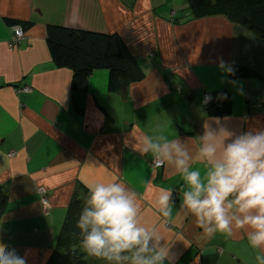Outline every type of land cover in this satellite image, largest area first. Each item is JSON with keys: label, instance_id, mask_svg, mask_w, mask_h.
I'll use <instances>...</instances> for the list:
<instances>
[{"label": "crops", "instance_id": "obj_1", "mask_svg": "<svg viewBox=\"0 0 264 264\" xmlns=\"http://www.w3.org/2000/svg\"><path fill=\"white\" fill-rule=\"evenodd\" d=\"M6 20L29 23L18 24L25 36L18 43ZM48 25L118 34L143 78L110 89L108 71L99 69L85 89H73L71 70L51 58ZM219 58L257 77L222 80ZM209 92L226 93L229 102L224 114L204 109L208 117L237 133L264 126V40L223 15L194 18L187 0H0V187L7 195L0 242L26 255L27 264H44L74 194L119 182L133 194L139 224L159 232L177 264H256L247 228L206 240L182 207L186 185L175 165L151 166V153L134 147L145 134L179 138L190 165L204 167L195 159L204 122L196 106ZM162 189L172 195L170 218L160 212Z\"/></svg>", "mask_w": 264, "mask_h": 264}, {"label": "clouds", "instance_id": "obj_2", "mask_svg": "<svg viewBox=\"0 0 264 264\" xmlns=\"http://www.w3.org/2000/svg\"><path fill=\"white\" fill-rule=\"evenodd\" d=\"M217 70L223 74L222 80L235 74L233 65L222 58L218 59ZM227 82L238 95H244L238 81ZM213 99L211 92L206 93L196 106L204 122L195 159L204 167L190 165L193 157L179 138L154 139L145 134L134 147L142 154L151 153V166L161 167L164 162L175 165L186 185L182 207L196 218L206 240L217 233L231 237L234 229L247 228L246 240L256 250V264H264V126L234 132L219 118L205 113ZM215 99L223 101L228 96L221 92ZM171 199V192L162 189L158 202L166 218L173 215ZM137 215L133 194L122 183L89 185L76 222L84 252L108 264H177L178 256L161 242L159 232L141 226ZM0 264H27V257L0 242Z\"/></svg>", "mask_w": 264, "mask_h": 264}, {"label": "trees", "instance_id": "obj_3", "mask_svg": "<svg viewBox=\"0 0 264 264\" xmlns=\"http://www.w3.org/2000/svg\"><path fill=\"white\" fill-rule=\"evenodd\" d=\"M187 5L190 15L194 18L223 15L229 21L248 28L258 38L264 40V0H187ZM6 22L10 26H18V24L29 26V23L16 20H6ZM46 41L54 64L71 70L73 89H85L89 75L99 69L108 71L110 89L143 78L144 72L140 64L116 33L104 34L48 25ZM233 67L235 74L230 77H257L254 72L243 66ZM213 98L205 108L208 113H226L229 98L223 101ZM87 196L88 192L84 190L81 194L75 193L72 197L55 246L44 264H87L88 255L81 246L82 237L76 227ZM6 204V192L0 187V215L4 212Z\"/></svg>", "mask_w": 264, "mask_h": 264}, {"label": "built area", "instance_id": "obj_4", "mask_svg": "<svg viewBox=\"0 0 264 264\" xmlns=\"http://www.w3.org/2000/svg\"><path fill=\"white\" fill-rule=\"evenodd\" d=\"M12 33H13V43H18L21 39H23L25 37L20 26L19 27L13 26ZM37 192L39 194L43 195L41 198V203L45 208H47L48 201H47V198L44 196V189L38 188Z\"/></svg>", "mask_w": 264, "mask_h": 264}]
</instances>
